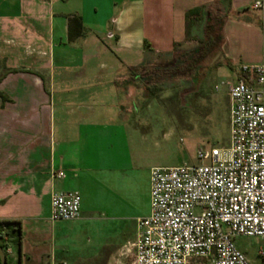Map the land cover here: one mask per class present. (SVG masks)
<instances>
[{"label": "crops", "instance_id": "1", "mask_svg": "<svg viewBox=\"0 0 264 264\" xmlns=\"http://www.w3.org/2000/svg\"><path fill=\"white\" fill-rule=\"evenodd\" d=\"M258 1L0 0V222L19 226L16 253L5 258L69 264L81 257L67 253L95 256L129 222L135 239V221L148 214V174L131 171L128 142L140 137L125 126L131 84L117 66L141 71L143 60L170 57L185 44V12L204 7L220 23L234 80L237 66L264 64ZM57 85L74 91L58 96L65 118L55 112ZM60 192L78 195L77 221L48 220L49 197Z\"/></svg>", "mask_w": 264, "mask_h": 264}, {"label": "built area", "instance_id": "2", "mask_svg": "<svg viewBox=\"0 0 264 264\" xmlns=\"http://www.w3.org/2000/svg\"><path fill=\"white\" fill-rule=\"evenodd\" d=\"M251 8L263 13L264 2ZM236 73L225 83L227 146L198 150L195 165L149 170L148 214L135 221L130 264H250L232 243L240 237L257 241L264 264V64ZM78 219L76 193L49 197L51 223Z\"/></svg>", "mask_w": 264, "mask_h": 264}, {"label": "rangeland", "instance_id": "3", "mask_svg": "<svg viewBox=\"0 0 264 264\" xmlns=\"http://www.w3.org/2000/svg\"><path fill=\"white\" fill-rule=\"evenodd\" d=\"M202 26V23H198L191 29L185 44L176 47L170 57L143 60L144 68L141 71L145 72L138 77L134 86L128 74L130 68L121 64L117 66L118 70H125V82L131 84L127 86L130 91L127 101L132 107L128 105L126 108L131 113L125 115V126L133 128L140 137V140L134 138V141L128 142L130 167L137 179L147 175L153 168L195 165L198 150L227 146L228 104L225 83L231 80V75L223 66L222 55L217 53L218 48L215 50V46H218L216 32L211 38V46L205 47V50L197 43ZM192 52L197 54L192 55ZM209 55L214 56L207 60ZM175 58L180 59V62L174 64L172 60ZM94 68L98 69L97 65ZM154 71H160L158 77ZM121 81L124 82L122 79L118 83L121 84ZM72 90L71 85L54 87L57 117L65 118L63 112L67 110L58 106V96L62 91L73 93ZM107 120L106 116L100 119L103 122ZM124 225L129 233L123 231L119 235L107 237L108 248L102 249L95 256L90 252L67 253L81 257L71 259L69 264H130L134 230L132 222ZM74 238L77 240V237ZM232 243L250 264H258L257 241L254 238H235ZM0 246L4 254L9 250L16 253V233L7 231ZM6 264L13 262L6 257Z\"/></svg>", "mask_w": 264, "mask_h": 264}, {"label": "trees", "instance_id": "4", "mask_svg": "<svg viewBox=\"0 0 264 264\" xmlns=\"http://www.w3.org/2000/svg\"><path fill=\"white\" fill-rule=\"evenodd\" d=\"M208 14L205 12V8L204 7H200V8H195V9H191L187 12H185L184 17H183V21H184V40L186 41L188 38V33L191 29H193L194 27H196V25L203 21V28H202V40L198 41L197 43L200 44V47L203 48L205 50V47H210L212 42H211V38L213 37V34L216 32L217 34V44L218 46H215V50L218 48L217 53H221V47L223 45L222 40L220 39V30H219V26L220 23L217 20H213L211 19L209 16H207ZM199 47V48H200ZM216 52V51H215ZM197 53H193L192 55H196ZM186 57V55H184ZM214 55H209L207 57V60L212 59ZM188 58H191V56H187ZM206 59V58H205ZM174 62V64L177 62H180V59L175 58L172 60ZM223 66L226 67L227 69H230L228 64L223 63ZM176 67V66H175ZM144 67L141 66V70ZM145 71H128V74L131 76V81L133 82V80H138V77L142 74H144ZM172 72V71H170ZM154 73H156L157 77L159 76L160 71H154ZM0 98H2L0 96ZM8 225H13V229H11V232H15L16 233V242L17 244H19V226L17 222H0V238L2 237V229H4L6 226ZM2 227V228H1ZM0 249L2 250V247L0 246ZM3 251V250H2ZM4 254V253H3ZM5 257V255H4ZM5 264H6V258H5Z\"/></svg>", "mask_w": 264, "mask_h": 264}, {"label": "water", "instance_id": "5", "mask_svg": "<svg viewBox=\"0 0 264 264\" xmlns=\"http://www.w3.org/2000/svg\"><path fill=\"white\" fill-rule=\"evenodd\" d=\"M0 264H5V257L1 249H0Z\"/></svg>", "mask_w": 264, "mask_h": 264}]
</instances>
